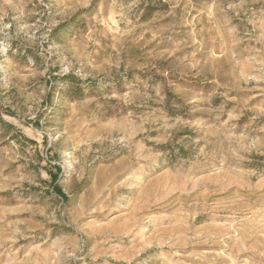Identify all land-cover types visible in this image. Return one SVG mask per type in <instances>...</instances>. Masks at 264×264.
<instances>
[{
  "label": "rangeland",
  "instance_id": "rangeland-1",
  "mask_svg": "<svg viewBox=\"0 0 264 264\" xmlns=\"http://www.w3.org/2000/svg\"><path fill=\"white\" fill-rule=\"evenodd\" d=\"M0 264H264V0H0Z\"/></svg>",
  "mask_w": 264,
  "mask_h": 264
},
{
  "label": "trees",
  "instance_id": "trees-1",
  "mask_svg": "<svg viewBox=\"0 0 264 264\" xmlns=\"http://www.w3.org/2000/svg\"><path fill=\"white\" fill-rule=\"evenodd\" d=\"M56 169L59 170L58 167ZM48 175L50 176V181L53 185V190L55 191V193H57V195L61 198L66 199V196L61 192V190L56 184L57 176L55 174H51L50 172H48Z\"/></svg>",
  "mask_w": 264,
  "mask_h": 264
}]
</instances>
